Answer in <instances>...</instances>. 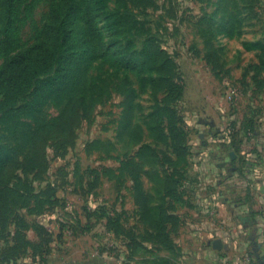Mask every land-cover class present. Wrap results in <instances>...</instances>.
Returning a JSON list of instances; mask_svg holds the SVG:
<instances>
[{
	"label": "rangeland",
	"instance_id": "374dc122",
	"mask_svg": "<svg viewBox=\"0 0 264 264\" xmlns=\"http://www.w3.org/2000/svg\"><path fill=\"white\" fill-rule=\"evenodd\" d=\"M54 1L0 0V65L38 38ZM263 3L78 0L64 8L53 24L62 37L51 66L34 56L28 87L9 92L10 101L42 109L0 122V150L41 149L47 163L24 177L31 196L0 194V264H191L193 257L182 258L194 246L190 226L176 228L169 217V238L128 246L136 187L172 206L167 186L181 188L186 162L176 154L192 151L190 138L204 134L194 123L214 121L215 103L224 112L218 119L229 126L261 119ZM48 77L53 80L45 84ZM58 77L62 85L51 92ZM15 123L27 137L50 132L48 140H8L20 137L6 130ZM58 130L63 133L53 137ZM137 230L147 235L143 225Z\"/></svg>",
	"mask_w": 264,
	"mask_h": 264
},
{
	"label": "crops",
	"instance_id": "0c3cea01",
	"mask_svg": "<svg viewBox=\"0 0 264 264\" xmlns=\"http://www.w3.org/2000/svg\"><path fill=\"white\" fill-rule=\"evenodd\" d=\"M213 110L214 121L194 123L204 134L190 138L184 203L175 213L190 226L194 246L182 258L193 257L191 264H264V109L252 136L243 134L245 120L229 126L218 119L222 107L215 103Z\"/></svg>",
	"mask_w": 264,
	"mask_h": 264
},
{
	"label": "trees",
	"instance_id": "16d2710c",
	"mask_svg": "<svg viewBox=\"0 0 264 264\" xmlns=\"http://www.w3.org/2000/svg\"><path fill=\"white\" fill-rule=\"evenodd\" d=\"M74 2H78V0H57L54 1L53 4L50 6L49 12L46 16L45 24L43 26L41 34L38 38L31 44L20 48L14 54L9 55L5 58L4 62L0 65V94L2 100L0 102L1 106V123H8L10 121L18 120L23 112L26 110H30L32 112H39L42 108V105L39 104L38 106L33 105V101L27 102L23 104L22 102L17 104L16 101H10L9 99V92L15 86L18 87L19 91L25 90L28 86V82L31 80L33 72H34V64H33V57L34 56H41V60H37L42 62L46 65V67L51 66V60L53 58V52L58 47L61 37H62V27L59 28L55 27L54 21L60 15L64 13V8H66V12L72 8V4ZM76 6H78L76 4ZM89 10V7L88 9ZM88 15H90V11H88ZM60 29V30H59ZM260 45V44H259ZM261 47L264 48V43L261 44ZM57 55V54H56ZM264 59V58H263ZM88 62V61H85ZM65 63V62H64ZM53 79L48 77L44 80L45 84H49L50 81ZM71 80V79H69ZM95 84V83H94ZM61 77H58L55 83L52 85L51 92L59 90L61 87ZM97 85L96 87H98ZM71 95V94H70ZM77 96V95H76ZM75 106L73 107V114L72 119L76 120L78 118V109L77 108V100L72 102ZM233 124V123H232ZM258 120H254L252 117L248 119L245 123L243 128V134L246 136H252L255 134L256 127L258 125ZM4 126V125H2ZM19 126L18 123H15L14 131L11 128L6 127V130L13 133L14 135L20 134V137L15 138H8L10 141H22L27 137V132L22 131H15ZM234 128L232 133L235 134ZM42 131L34 132L32 134H36L37 137H27L24 142L28 140L29 142H36L41 140H48L50 132L46 134H42ZM54 135H59L63 133L62 130H58V134L53 132ZM231 134V133H230ZM6 139V138H5ZM1 146L6 147V144H1ZM9 147V143L7 145ZM26 147V145H24ZM21 148L18 145L12 146L11 150L8 148L7 152L0 150V194L5 190H12L17 191L22 194H26V196H31V188L30 186L25 184V176L27 179L29 175L33 174L34 176L39 174L41 170L47 168L46 157L43 156L42 150L37 149L35 150H26L25 148ZM180 155L182 154V161L187 160V156L189 152L183 150L182 153L177 152ZM45 164L46 167H42ZM186 162L183 163L182 167V175H184ZM173 167L167 166L166 173H169L170 177H173ZM183 178V179H184ZM184 181V180H183ZM21 184H23L24 188H21ZM183 185L184 183L181 182V185L176 190V185H171L168 183L167 190L171 189L172 193L170 194V200L172 206L165 207L164 202L155 198L153 192H148L144 190L143 187H136L137 195L135 197V203L137 205L136 208V223L135 225L131 226V231L126 232L128 246L133 249L138 245L147 241L146 238H149L151 243L158 244L157 240L162 237L169 238V226L167 225L168 219L172 218L174 226L177 228L179 223L181 224V216L175 213L178 209L180 203H184L183 198ZM32 186V184H31ZM146 189V188H145ZM180 189V190H179ZM155 191V190H154ZM181 191V192H180ZM39 195H33V199L38 200ZM180 202V203H179ZM178 203V204H177ZM165 208H164V207ZM159 208L161 210H159ZM169 217V218H168ZM168 218V219H167ZM138 225L141 227L144 226L147 235L143 236L137 230ZM154 255V254H152ZM160 264V263H158ZM163 264H172L171 262L166 261ZM174 264V263H173ZM176 264V263H175Z\"/></svg>",
	"mask_w": 264,
	"mask_h": 264
},
{
	"label": "built area",
	"instance_id": "2783aa9c",
	"mask_svg": "<svg viewBox=\"0 0 264 264\" xmlns=\"http://www.w3.org/2000/svg\"><path fill=\"white\" fill-rule=\"evenodd\" d=\"M234 94H236V90H235V88H232V89H230V91L228 92L227 97L231 99V98L233 97Z\"/></svg>",
	"mask_w": 264,
	"mask_h": 264
},
{
	"label": "water",
	"instance_id": "95a60500",
	"mask_svg": "<svg viewBox=\"0 0 264 264\" xmlns=\"http://www.w3.org/2000/svg\"><path fill=\"white\" fill-rule=\"evenodd\" d=\"M221 242L219 241V240H216L215 241V245H218V244H220Z\"/></svg>",
	"mask_w": 264,
	"mask_h": 264
}]
</instances>
